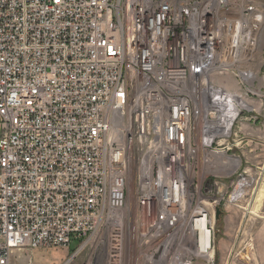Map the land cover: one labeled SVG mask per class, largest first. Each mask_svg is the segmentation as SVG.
I'll list each match as a JSON object with an SVG mask.
<instances>
[{"label": "built area", "instance_id": "built-area-1", "mask_svg": "<svg viewBox=\"0 0 264 264\" xmlns=\"http://www.w3.org/2000/svg\"><path fill=\"white\" fill-rule=\"evenodd\" d=\"M262 68L264 0H0V264L72 240L212 264L215 207L252 197Z\"/></svg>", "mask_w": 264, "mask_h": 264}, {"label": "rangeland", "instance_id": "rangeland-1", "mask_svg": "<svg viewBox=\"0 0 264 264\" xmlns=\"http://www.w3.org/2000/svg\"><path fill=\"white\" fill-rule=\"evenodd\" d=\"M262 74L264 68L261 69ZM217 82L227 87L239 89L230 75L215 76ZM254 98L257 110L255 121H239L236 131L240 135H249L253 141H245L234 150L242 156L243 167L251 166L255 178L251 190L250 202L242 200L240 207L221 204L223 211L220 220L215 223V256L212 264H264V101ZM251 141V140H250ZM252 148V149H251ZM247 168V167H246ZM196 178L201 179L208 172L202 173L196 168ZM209 177V175H208ZM227 179L222 180V192L228 190ZM246 207V208H245ZM245 208V209H244ZM247 209V210H246ZM79 241L72 240L67 247L22 249L14 252V264H105V251L99 249L93 254L89 243L78 252ZM204 263V260H200Z\"/></svg>", "mask_w": 264, "mask_h": 264}, {"label": "water", "instance_id": "water-1", "mask_svg": "<svg viewBox=\"0 0 264 264\" xmlns=\"http://www.w3.org/2000/svg\"><path fill=\"white\" fill-rule=\"evenodd\" d=\"M222 213H223V211H222L221 207L217 205L215 207V216H214L215 223H217L220 220Z\"/></svg>", "mask_w": 264, "mask_h": 264}, {"label": "bare ground", "instance_id": "bare-ground-1", "mask_svg": "<svg viewBox=\"0 0 264 264\" xmlns=\"http://www.w3.org/2000/svg\"><path fill=\"white\" fill-rule=\"evenodd\" d=\"M132 193H133V191H132ZM131 204H132V207H134V200H133V196H132ZM245 208H246V207H245ZM245 208H244V209H245Z\"/></svg>", "mask_w": 264, "mask_h": 264}]
</instances>
